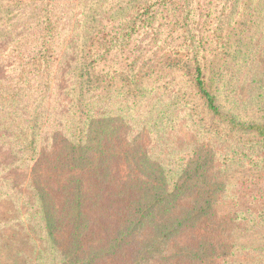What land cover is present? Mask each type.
Returning a JSON list of instances; mask_svg holds the SVG:
<instances>
[{"label": "trees", "instance_id": "trees-1", "mask_svg": "<svg viewBox=\"0 0 264 264\" xmlns=\"http://www.w3.org/2000/svg\"><path fill=\"white\" fill-rule=\"evenodd\" d=\"M5 1L12 26L17 17L22 25L19 39L12 29L11 42L28 47L25 112L11 129L22 139L27 168L21 185L0 177V200L23 211L30 227L46 236L44 250L26 252L37 253L36 261L96 264L123 248L138 262L164 258L177 236L203 227L202 213H210L214 202L207 186L219 169L217 156L264 167V68L255 60L264 48V0H104L89 7L83 35L73 38L54 0ZM72 41L71 92L43 148L56 109L51 69L65 61ZM144 103L150 115L144 138L153 140L151 131L167 115L178 130L169 159L158 164L138 138L142 128L125 132L112 124ZM212 140L227 147L223 153ZM111 210L117 211L116 218L108 216L117 228L108 229L107 244L85 245L83 235L98 220L107 221ZM255 217L250 222L264 227V209ZM11 221L0 220V240L13 233ZM59 234L66 235L63 241ZM204 240L200 235L193 250L180 246L190 249L192 264H242L226 241L214 247Z\"/></svg>", "mask_w": 264, "mask_h": 264}, {"label": "rangeland", "instance_id": "rangeland-1", "mask_svg": "<svg viewBox=\"0 0 264 264\" xmlns=\"http://www.w3.org/2000/svg\"><path fill=\"white\" fill-rule=\"evenodd\" d=\"M3 1L0 0V177H10L13 179L9 180L10 182H16L18 185H21L26 177L24 171L27 166L20 156L21 151H19L22 147V139L20 136H14L11 133V129L13 119H19L20 113L25 112L26 97L24 88L26 76L22 71V65L28 47L20 41L11 42L12 29L14 28L15 33L13 35L18 39L21 38L22 25L17 21V17L13 23L14 27L12 26V22L9 21V17L7 16V1ZM54 1L65 22L62 27H66L70 31L71 35L69 36L73 38L75 35L76 37L83 35L84 29L80 24L83 23L84 15L89 7L94 2L100 4L104 0ZM18 27L19 29L16 30ZM69 46L65 61L60 66L55 64L51 69L55 73L53 78L56 82L54 88V94L57 95V98L54 99L56 109L54 111L55 118L48 121L47 133L41 138L43 148L46 143V135L48 132L56 129V123L62 117L61 113L66 108V100L69 99L68 96L71 92L72 84L69 83L71 75L67 71V63L73 58L75 42L72 41ZM255 60L259 62L260 69L264 68V48H260ZM12 92L16 93L14 99H7L6 97ZM147 111L148 104L144 103L135 110L124 112V116L119 119L114 117L112 124L118 125L119 129L123 128L125 132L130 126L134 130H139L145 121H149L150 115ZM163 122V124L159 125V128L151 131L150 136L155 137L153 140L148 141L144 138V135H148L147 127L141 129L140 136L138 137L140 141L148 145V157L151 162L157 164L162 159H169L167 156L169 152L168 146L176 143L172 135L175 131H178L169 126L168 115L164 118ZM183 132H185V129ZM62 133L63 131L59 134L61 135ZM205 143H208L207 139H205ZM209 144L214 146L217 153H223L222 150L227 148L215 140L210 141ZM47 152L48 150H46ZM224 155L220 154L217 156L216 165L219 169H215L209 177L210 183L207 189L212 193L211 196L214 197V202L211 204V217L204 218L210 215L209 211L202 213L203 227L196 226L185 230L181 236H177L173 243L175 247L172 250L168 249V253L164 258L156 257L138 262L128 252L127 248H123V250L117 251L118 253L115 255L106 254L107 257L97 259L98 263L96 264H176L179 260L182 261V264H192L191 258L193 256H191L190 249H181L180 246L190 247L193 250L197 247L198 237L202 234L205 242H215L214 247L225 246L222 242L226 241L227 245L230 246L227 247L228 253H232L233 260H236V262L240 260L242 264H245V261H254L257 258L264 260V251L260 249L264 248V227L250 222L256 219L255 215L258 209H264V167H260L261 165H248L238 158H228ZM27 163L32 164L29 161ZM261 164H264V162ZM44 171L48 172L52 171V169L45 167ZM44 171H41L40 175H43ZM123 172H127V169L122 168ZM18 174L24 175L19 177ZM1 184L0 181V186ZM51 184L55 186V182L52 180ZM5 189V191L9 190L8 188ZM185 205H188V203L186 202ZM109 214L116 218L117 211L111 210L107 212L106 217ZM6 218L12 220L9 223V227H11L13 233L9 236L6 234L0 240V264H24V261L26 264H44L43 262L36 261L35 257L38 255L37 253L26 252H31L33 249L34 251H38L39 249L44 250L46 236L35 232L30 227V223L24 216L23 211L7 203L5 199H1L0 220L4 221ZM106 220L104 222L98 220L91 225L93 232H87L82 237L85 245L89 241L91 243L107 244L108 229L114 230L117 226L113 225L116 224L113 222L114 218L108 217ZM209 226L210 229L207 228ZM246 226L248 227L246 228ZM250 226L253 229H250ZM23 228L26 231H22ZM65 237L66 235L61 234L60 236L59 234L58 238L60 241H63ZM30 238L31 241H28ZM242 245H245V247H242ZM187 251L190 254L189 256H187ZM218 254L220 253L218 252ZM217 264L224 263L222 261Z\"/></svg>", "mask_w": 264, "mask_h": 264}]
</instances>
